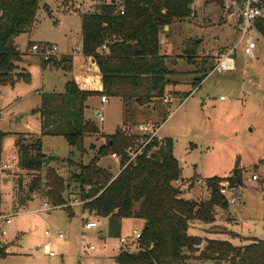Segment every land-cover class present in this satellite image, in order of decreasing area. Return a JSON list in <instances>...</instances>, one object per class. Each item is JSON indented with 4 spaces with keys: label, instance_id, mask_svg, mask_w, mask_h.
I'll list each match as a JSON object with an SVG mask.
<instances>
[{
    "label": "rangeland",
    "instance_id": "1",
    "mask_svg": "<svg viewBox=\"0 0 264 264\" xmlns=\"http://www.w3.org/2000/svg\"><path fill=\"white\" fill-rule=\"evenodd\" d=\"M91 2L72 0L65 5V0H40L34 28L15 39L24 54L25 65L22 66L30 72L31 81L19 80L0 89V214L12 215V224L5 228L8 235L0 236V248L9 247L18 256L2 258L0 264H116L120 239H132L135 230H143L142 222L136 219H124L121 226L115 228L110 227L109 219L83 212L79 186L69 180L75 169L69 167L68 160L88 164L101 146L108 145L107 138L103 137L104 140L98 143L94 140L96 136L85 139L87 154L82 156L64 137L41 136V119L34 112L41 104L42 91L65 90L61 74L43 69L41 58L31 51L32 45L56 46L60 57L73 56L79 65L83 60L82 15L91 11ZM194 6V16L178 21L167 32L162 30L160 33L162 52L167 50L168 53H164L172 57L169 68L178 73L172 77L178 83L171 88L173 95L167 96L171 105L156 101V109H141L138 123L156 121L162 125L159 135L173 140L181 180H204L208 185L215 179L229 182L237 168L244 169L245 187L239 201L226 208L216 206L213 224L194 220L188 230L189 236L228 241L235 247H244L254 240L264 241V165L255 170V165L264 161V38L257 33L253 35L258 40L256 59L245 58L243 46L239 45L234 55L235 71L221 74L215 65L204 77V70L212 63L208 59L217 57L225 49H232L240 36L234 25L224 18L218 0H195ZM77 7L79 11H76ZM192 41H201L194 64L187 58L177 57L186 54V45ZM177 92H191V95L183 98L174 94ZM121 102L118 98L106 103L101 96L91 97L85 116L105 136H113L120 127L126 131ZM21 135L28 142L35 138L42 140L43 153L49 159L47 165L69 184L64 192L69 207H54L46 186L40 190L30 186L34 175L18 166L17 141ZM99 165L114 177L121 172V158L117 154L103 157ZM3 166L9 168L3 171ZM45 172L46 169L41 178L44 183ZM250 176L252 182L248 180ZM254 176L257 181L253 180ZM20 181L26 198H29L24 204L18 197ZM184 191L181 196L186 201L200 204L203 193L204 201L210 199V194L200 187ZM45 203L51 210H43ZM84 221L97 222L98 227L86 232ZM47 232H51V236ZM60 232L64 233V239H58ZM84 233L85 238L82 237ZM47 245L53 246L55 258L49 255ZM91 246L95 250L89 251ZM123 249L125 247L121 251ZM183 264L203 263L194 256Z\"/></svg>",
    "mask_w": 264,
    "mask_h": 264
},
{
    "label": "trees",
    "instance_id": "2",
    "mask_svg": "<svg viewBox=\"0 0 264 264\" xmlns=\"http://www.w3.org/2000/svg\"><path fill=\"white\" fill-rule=\"evenodd\" d=\"M71 1L65 0V5ZM194 1L125 0L120 9L112 0L95 12L83 14L82 53L96 61L103 91H84L74 81L68 82L63 93H41V104L34 111L41 119V136L64 137L82 156L87 154L85 139L107 138L108 145L101 146L88 164L68 160L69 167L75 169L69 180L79 186L83 211L109 219L110 227H120L124 219L144 222L139 252L121 251L115 258L116 264H183L194 256L203 264H264V241L254 240L247 246L235 247L228 241L188 235L191 221L213 224L215 207L228 205L220 194V179L210 182L212 191L208 201L196 204L182 198L181 191L173 185L181 170L173 153L172 139L154 142L150 149H157L150 158L141 157L136 166L130 165L114 177L99 161L109 154H117L123 167L131 137L122 127L113 136H105L85 117L86 103L91 97L119 98L123 106V127H133L139 124L141 109H156V101L163 103L168 95H173L171 88L178 83L172 77L178 73L169 68L172 57L161 54L160 33L178 21L191 18ZM39 3L40 0H0V89L19 80L31 81L30 73L21 72L18 66L24 54L15 39L34 28ZM219 5H223L221 0ZM256 31L264 38V19L257 21ZM200 44L201 41H192L186 45L183 57L190 64H194ZM105 45L108 53L102 51ZM208 60L212 63L204 70V77L216 65L217 57ZM50 67L71 72L73 56L42 61L43 69ZM174 94L187 98L191 92ZM17 149L19 168L34 175L30 186L36 190L42 186L49 188V201L54 207L68 205L64 192L69 184L47 165L42 140L35 138L28 142L21 135ZM262 164L264 161L255 166V170ZM44 169L45 183L41 179ZM243 171L237 168L230 182L245 187ZM248 180L251 181V176ZM17 190L24 204L29 198L24 194L21 181ZM6 250V247L0 248V258L8 256Z\"/></svg>",
    "mask_w": 264,
    "mask_h": 264
},
{
    "label": "built area",
    "instance_id": "3",
    "mask_svg": "<svg viewBox=\"0 0 264 264\" xmlns=\"http://www.w3.org/2000/svg\"><path fill=\"white\" fill-rule=\"evenodd\" d=\"M125 0H114L115 5L118 8L124 7ZM219 1V0H218ZM223 5L221 7L222 13L226 20L229 23H232L235 28L238 30V34L240 36L239 43L233 47L232 49H227L220 53L217 56L216 60V71L219 73H224L226 71L234 70V55L236 54L237 47L239 45L243 46V55L247 59H255L258 40L254 38V33L256 31V23L259 19H264V0H221ZM112 0H92L91 2V11L95 12L98 7H101L104 4H111ZM195 3V1H194ZM79 7V6H78ZM76 11H79V9ZM83 7V6H82ZM85 7V6H84ZM194 10V4H193ZM123 10V9H122ZM123 14V11H122ZM194 16V15H193ZM102 49L107 52L109 51L108 47L105 45ZM32 53L41 58L42 61H50L51 59H59L60 56L58 53V48L56 46H51L49 44H34L31 48ZM102 100L104 102H108V98L106 96H102ZM221 100H224V97H221ZM165 104H170L168 99L164 100ZM97 116H101V114H96ZM127 133L131 137V143L125 150L126 155V163L121 166V170L127 168L130 165L136 166L141 157L150 158L156 151V147L150 149V146L154 142H162L163 138L160 137L159 131L160 126L156 123H141L133 128H126ZM9 166H4L2 168L3 171L8 169ZM257 176L253 177L254 181H257ZM175 188L179 191L185 190L184 192L189 191L192 187H200L205 192L211 195V187L204 180H197L195 182L181 180L180 178L173 182ZM220 194L225 198L228 206L235 205L242 194L243 187L241 185L232 184L229 182H221L219 183ZM205 196L204 193L200 196V202L204 201ZM82 206L83 203H80ZM69 206V205H68ZM53 209V208H52ZM43 210H51L48 203L44 204ZM12 215H2L0 214V236L5 237L8 235V231L5 229L7 226L12 224ZM97 222H88L84 221V231L88 232L94 228H97ZM48 236H51V232L46 233ZM58 239H64V233H58ZM83 238L86 237V234L82 235ZM141 239V232L135 231L134 237L132 239H121V245L125 247L123 251H127L129 253H136L137 250H140L139 241ZM50 246V245H48ZM89 251L95 250L94 246H91ZM49 255L51 257L56 256L54 249L51 248L49 251Z\"/></svg>",
    "mask_w": 264,
    "mask_h": 264
},
{
    "label": "crops",
    "instance_id": "4",
    "mask_svg": "<svg viewBox=\"0 0 264 264\" xmlns=\"http://www.w3.org/2000/svg\"><path fill=\"white\" fill-rule=\"evenodd\" d=\"M224 16V15H223ZM225 18V17H224ZM226 19V18H225ZM227 21V20H226ZM228 22V21H227ZM232 24V23H231ZM170 28V27H169ZM169 28H168V30H169ZM234 29H235V31L237 32V34H238V30L235 28V26H234ZM166 32L168 31L166 28L164 29ZM259 34V33H258ZM261 36V35H260ZM240 40V39H239ZM160 43H161V46L163 45V39H161V34H160ZM238 43H239V41H238ZM237 43V44H238ZM237 44H235V46L237 45ZM234 46V47H235ZM225 50H227V49H225ZM102 51L103 52H105L103 49H102ZM165 53H168L167 52V50L166 51H164ZM164 52H162V48H161V54H163V55H167V54H165ZM105 53H108V51L107 52H105ZM222 53V52H221ZM82 61L79 63V65H78V63H76V60H75V58L73 57V70L71 71V72H65V71H63V70H61V69H55V68H48V69H51V71H54V70H56V71H58L59 72V74H61V77H62V80H63V82H64V84H63V87H64V90H66V85H67V83L68 82H72V81H74L78 86H79V88L81 89V90H84V91H92V92H102L103 91V81H102V75H101V72H100V69H99V67H98V65H97V63H96V61L93 59V58H89V57H86V56H84L83 55V53H82ZM167 56H169V55H167ZM171 57V56H170ZM177 57H179V58H184L183 57V55H178ZM185 59V58H184ZM256 59V58H255ZM22 65H25L24 64V62L22 61L21 63H19L18 64V66L20 67V69H21V72H27V73H30L24 66H22ZM236 70V68L233 70V71H235ZM43 71H45V70H43ZM229 72V71H228ZM221 74H224V73H221ZM31 75V74H30ZM205 81V80H204ZM204 83V82H203ZM203 83H202V85H203ZM198 86H200V85H198ZM62 87V86H61ZM202 87V86H201ZM200 87V88H201ZM57 88H54V90L52 91V92H49V93H63V92H59V91H57L56 90ZM57 91V92H56ZM41 93H45V92H41ZM223 97V96H222ZM101 98H102V96H101ZM109 99H112V98H108V101H109ZM119 99V98H118ZM89 101V100H88ZM88 101H87V103H86V105H87V109L89 108V106H88ZM221 101H223V100H221ZM107 103V102H106ZM122 103V102H121ZM163 104H164V102H163ZM165 105V104H164ZM96 114H97V112H96ZM86 117V116H85ZM98 117H102V115L101 116H98ZM154 123H156V124H158L159 126H160V131H161V129H162V125H160L158 122H154ZM160 131H159V133H160ZM102 134H103V132H102ZM25 136H26V134H25ZM161 137V136H160ZM161 138H163V137H161ZM163 139H167V138H163ZM94 140L98 143V142H101V141H103L104 139H103V137H97V138H94ZM255 166H257V165H255ZM4 167V166H3ZM2 167V168H3ZM1 168V169H2ZM208 201V200H207ZM203 202H206V201H203ZM82 203V202H81ZM18 207L20 206V205H17ZM59 207H63V206H59ZM64 207H66V206H64ZM67 207H69V206H67ZM82 207V206H81ZM20 208V207H19ZM83 210V209H82ZM83 212H86V211H83ZM91 215H93V214H91ZM96 217V216H95ZM99 219H101V218H99ZM230 220V219H229ZM139 221H141V220H139ZM89 222V221H88ZM142 222V224H143V228H144V222L143 221H141ZM98 227V226H97ZM135 231H138V230H135ZM140 232H142V231H140ZM85 234V233H84ZM208 234H210V232L208 233ZM100 237L102 238L103 237V235H100ZM121 239H123V238H121ZM121 239H120V241H119V244H120V251H119V253L121 252V249H122V245H121ZM5 245H7V244H5ZM51 248H53V246H46V250L47 251H50L51 250ZM38 249H40V248H38ZM6 252L8 253V256L7 257H5V258H3V259H6V258H8V257H18L17 256V254L16 253H14V252H11L10 250H9V247L7 248V250H6ZM56 256H54L53 258H55ZM117 257V256H116ZM115 257V258H116ZM0 259H2V258H0ZM116 262V261H115Z\"/></svg>",
    "mask_w": 264,
    "mask_h": 264
},
{
    "label": "water",
    "instance_id": "5",
    "mask_svg": "<svg viewBox=\"0 0 264 264\" xmlns=\"http://www.w3.org/2000/svg\"><path fill=\"white\" fill-rule=\"evenodd\" d=\"M169 27H166V29L168 30ZM49 162V159H46V163ZM30 191L32 192V189H30Z\"/></svg>",
    "mask_w": 264,
    "mask_h": 264
}]
</instances>
